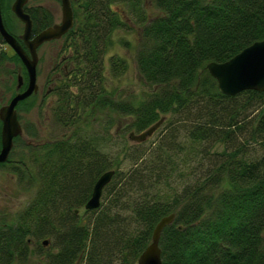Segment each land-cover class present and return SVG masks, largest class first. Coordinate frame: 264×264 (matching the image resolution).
I'll use <instances>...</instances> for the list:
<instances>
[{
	"label": "trees",
	"instance_id": "16d2710c",
	"mask_svg": "<svg viewBox=\"0 0 264 264\" xmlns=\"http://www.w3.org/2000/svg\"><path fill=\"white\" fill-rule=\"evenodd\" d=\"M74 2V27L61 47L68 52V73L51 89L56 95L54 122L73 130L65 139L36 143L33 123L22 124L32 143L16 137L14 146L23 145L32 157L28 163L16 161L21 166L11 170L22 187L35 192L10 220L0 218V264H23L30 240L41 243L51 235L58 250L47 264H76L85 258L103 264V258L114 257L122 264H137L156 224L171 213L174 220L159 238L162 264H264V91L224 95L206 68L264 38V0ZM117 3L125 5L139 25L135 61L150 87L144 99H121L119 87L108 89L105 59L112 35L131 30L121 11L111 8ZM148 7L157 13L149 14ZM27 11L34 31L53 23L42 7ZM3 45L0 35V70L5 63L22 65ZM108 62L113 77L127 69L119 55H111ZM17 69L8 72L14 79ZM11 84L16 87V82ZM36 96L18 103L19 119L21 109H31ZM96 110L111 111L121 119L129 116L125 128L136 133L166 114L180 116L193 121L185 131L190 142L222 143L223 152H201L197 165L206 156H213V162L201 173H191L197 176L193 183H182L175 177L180 173L175 158L181 152L176 151L175 138L163 140L152 156L129 149L126 158L132 164L125 171L113 169L105 186L110 185V200L87 225L76 210L84 207L98 177L112 170L96 146L91 123L82 118ZM252 144L260 148L249 149ZM14 146L0 167L12 163Z\"/></svg>",
	"mask_w": 264,
	"mask_h": 264
},
{
	"label": "rangeland",
	"instance_id": "374dc122",
	"mask_svg": "<svg viewBox=\"0 0 264 264\" xmlns=\"http://www.w3.org/2000/svg\"><path fill=\"white\" fill-rule=\"evenodd\" d=\"M72 0L73 6L75 5ZM12 0H1L0 7L2 11V19L4 26L5 24L16 34L22 33L23 24L12 17L9 10V5ZM147 5L149 1H147ZM76 6H78L76 4ZM26 7H42L44 10L49 11L52 14V20L55 23H59L61 20V3L60 0H28ZM112 9L121 11L123 19L130 23L131 30H117L112 35V45L107 50L106 55V75L109 91L119 87L117 93L120 98L124 99H137L145 98V95L149 94L150 87L144 83L142 78L139 76L137 64L135 61L136 46L138 41V30L139 25L134 23V15L130 13L129 9L117 3L112 5ZM147 12L149 14H155L157 11L153 8L148 7ZM10 25V26H9ZM6 28V27H5ZM61 40L54 41L51 43H45L38 50V65H37V84L38 92L34 98V105L28 110L27 106H24L19 115L21 116V124L31 122L35 126L36 138L35 142H49L66 138L70 135L72 128H65L59 124H56L53 120L51 107L55 104L56 95L52 93L51 89L60 84L59 80H62L63 75H67L68 71L66 68L69 67L65 59L67 57V51L61 50ZM3 50L8 54L12 55L13 50L8 45L2 46ZM111 55H119L126 60L127 69L118 77H113L109 71V57ZM21 64L14 66L11 63H5L4 67L0 70V106L7 102L13 95L15 88L12 86V82H16L17 78H12L8 73L16 70L21 73L24 79L27 78L26 73L22 72ZM20 69V70H19ZM6 70V71H5ZM62 83V82H61ZM8 88V89H7ZM9 90V91H8ZM72 90H75L72 87ZM44 95H46L44 97ZM138 102V101H137ZM91 111V110H90ZM89 112V111H88ZM92 114V113H91ZM88 115L82 117L84 120H88L91 125L90 128L98 138L95 139L96 146L103 155L106 157L108 166L112 169H118L125 171L130 167L132 162L126 158L129 155V149H137L139 153H145V155L152 156L150 152H153L158 148L162 141L175 138L176 151H181L175 161L178 162V168L180 173L175 175L178 181L182 183H193L195 177L193 172L197 174L201 173L205 166L213 162V156H206L202 161L200 167L197 163L200 161L201 152L207 155V151L223 152L222 143H203V145L193 144L185 137V131L192 126L193 121H187L182 119L180 116H174L172 114L164 115V121L160 127L144 142L135 143L128 139L129 129L126 130L125 124L131 122L129 116H124L122 119L113 112L96 110L95 115ZM89 131H91L89 129ZM25 139H29L25 137ZM1 146V144H0ZM260 146L258 144H252L249 149L258 150ZM14 158L12 163L7 164L5 167H0V218L11 217L20 211H22L32 196L35 190H27L22 187L19 183V177L11 168L17 169L21 166L16 161L23 158L25 161L32 157L31 152L24 148L23 145L14 146ZM184 153H186L184 155ZM27 162V161H26ZM28 163V162H27ZM116 179V178H115ZM114 182V181H113ZM110 185L103 190L101 197V205L95 212L85 211L83 207L77 208L78 218L81 223L89 225L95 215L102 210L108 201L110 200L107 194ZM134 197V194H131ZM122 216H128V213H122ZM54 236L51 235L44 240H47L46 245L35 242L33 239L29 243V257L24 261L23 264H47L51 256L56 254L58 247L53 244ZM58 241V240H57ZM112 258V257H111ZM106 260V261H105ZM103 264H122L121 258L114 257L112 259L103 258ZM76 264H92L88 259L78 260Z\"/></svg>",
	"mask_w": 264,
	"mask_h": 264
},
{
	"label": "water",
	"instance_id": "95a60500",
	"mask_svg": "<svg viewBox=\"0 0 264 264\" xmlns=\"http://www.w3.org/2000/svg\"><path fill=\"white\" fill-rule=\"evenodd\" d=\"M28 0H14L11 11L23 25V33L18 37L9 33L3 23L0 7V35L3 41L17 54L27 71V86L18 91L8 103L0 107V163L7 161L14 145V138L24 137L22 125L18 119L17 104L38 92L37 84V48L44 42L60 39L72 28L73 11L70 0H61V20L43 30L31 38L32 20L25 12L24 6ZM22 41L24 47L20 43ZM209 74L217 81L218 91L227 96H234L244 90L264 91V38L255 41L245 47L239 53L224 62H209L206 66ZM23 79L18 76L17 89L22 86ZM164 118L150 125L140 133L130 132L128 137L134 142H142L151 136L161 125ZM31 143L30 139H26ZM114 175L113 170L102 173L95 181L91 195L84 207L87 210L96 209L100 206V198L103 188L110 182ZM77 212V211H76ZM173 213L164 216L156 224L151 237V242L137 259V264H162L159 238L163 228L174 220ZM47 244V241H43Z\"/></svg>",
	"mask_w": 264,
	"mask_h": 264
},
{
	"label": "flooded vegetation",
	"instance_id": "af4514ba",
	"mask_svg": "<svg viewBox=\"0 0 264 264\" xmlns=\"http://www.w3.org/2000/svg\"><path fill=\"white\" fill-rule=\"evenodd\" d=\"M32 8H34V7H32ZM28 9H31V8H27L26 7V11L28 10ZM28 12V11H27ZM51 14V13H50ZM52 15V14H51ZM53 17V16H52ZM17 21H18V19H17ZM33 21V20H32ZM19 22V21H18ZM22 23V22H21ZM33 25H34V23H33ZM47 26H49V25H47ZM46 26V27H47ZM46 27H43V28H41V29H39V30H37V31H34V26L32 27V34H31V38H33V37H35L41 30H43V29H45ZM23 31V30H22ZM21 34V33H20ZM20 34H16V33H14V35H20ZM61 40V43H62V40H63V38L62 39H59V40H57V41H60ZM51 42H54V41H49V42H44L43 44H41L39 47H38V49L37 50H39V48L42 46V45H44L45 43H51ZM22 44V43H21ZM22 46H23V44H22ZM61 47H62V44H61ZM67 69V68H66Z\"/></svg>",
	"mask_w": 264,
	"mask_h": 264
}]
</instances>
